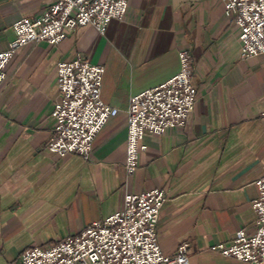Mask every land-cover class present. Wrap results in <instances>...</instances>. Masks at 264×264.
I'll use <instances>...</instances> for the list:
<instances>
[{"label": "crops", "instance_id": "crops-1", "mask_svg": "<svg viewBox=\"0 0 264 264\" xmlns=\"http://www.w3.org/2000/svg\"><path fill=\"white\" fill-rule=\"evenodd\" d=\"M52 0H0V52L13 25ZM240 31L222 0H128L124 21L104 35L79 27L57 46L18 50L0 88V264L80 235L124 209L127 194L165 191L157 235L191 264H245L212 247L256 231L253 202L264 176V55L241 58ZM187 51L198 100L183 128L147 135L138 170L125 150L130 99L167 82ZM79 60L105 69L102 100L118 110L96 136L89 162L48 151L59 96L57 66Z\"/></svg>", "mask_w": 264, "mask_h": 264}, {"label": "built area", "instance_id": "built-area-1", "mask_svg": "<svg viewBox=\"0 0 264 264\" xmlns=\"http://www.w3.org/2000/svg\"><path fill=\"white\" fill-rule=\"evenodd\" d=\"M222 1L226 16L240 31L241 58L264 55V0ZM127 13L128 0H52L41 16L13 25L15 39L0 52V88L19 49L29 44L57 46L85 26L104 35L111 21H124ZM179 60L177 75L130 99L125 150L128 174L138 170L148 134L159 136L183 128L194 111L198 96L189 53L181 51ZM104 72L100 65L79 60L58 64L59 96L51 114L55 125L48 144L51 154L59 158L76 154L86 162L91 160L94 139L118 114L102 100ZM256 186V231L248 234L239 230L231 243L212 247V251L245 264H264V176ZM167 201L160 189L127 194L122 211L47 249L27 250L12 264H191L188 244L181 245L175 256L161 250L157 226Z\"/></svg>", "mask_w": 264, "mask_h": 264}]
</instances>
